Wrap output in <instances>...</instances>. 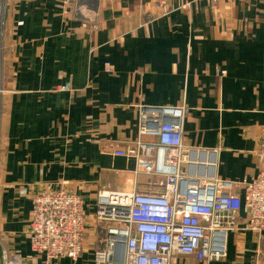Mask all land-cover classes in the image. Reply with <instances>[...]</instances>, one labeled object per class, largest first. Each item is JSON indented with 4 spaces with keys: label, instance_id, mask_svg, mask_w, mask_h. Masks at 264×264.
<instances>
[{
    "label": "crops",
    "instance_id": "1",
    "mask_svg": "<svg viewBox=\"0 0 264 264\" xmlns=\"http://www.w3.org/2000/svg\"><path fill=\"white\" fill-rule=\"evenodd\" d=\"M82 2L99 7L98 29L68 15L67 0H0V264L4 251L44 264L31 247L34 198L60 188L84 199L86 233L77 260L52 264H95L109 227L95 218L98 192L156 180L112 154V143L154 141L140 137L141 106L188 107L184 142L216 149L220 178L251 181L263 167L264 0ZM239 227L224 260L173 264H264V230Z\"/></svg>",
    "mask_w": 264,
    "mask_h": 264
},
{
    "label": "built area",
    "instance_id": "2",
    "mask_svg": "<svg viewBox=\"0 0 264 264\" xmlns=\"http://www.w3.org/2000/svg\"><path fill=\"white\" fill-rule=\"evenodd\" d=\"M82 1L75 0L72 5L73 1L67 0L72 9L66 13L94 31L99 28V7ZM114 70L106 63V72ZM188 110L183 104L141 106L140 137L154 141L140 138L125 146H112L113 155L135 159L138 171L156 180L142 190L98 192L95 218L109 227L95 249V264H173L177 255L200 261L224 260L229 235L240 228L242 219V229L264 230V143L259 147L263 167L255 179H222L216 174V149L184 142ZM238 188H243V195ZM84 205L82 196L65 189L35 196L29 233L33 251L47 256L44 264L80 257L85 238ZM3 264H23V260L4 251Z\"/></svg>",
    "mask_w": 264,
    "mask_h": 264
},
{
    "label": "rangeland",
    "instance_id": "3",
    "mask_svg": "<svg viewBox=\"0 0 264 264\" xmlns=\"http://www.w3.org/2000/svg\"><path fill=\"white\" fill-rule=\"evenodd\" d=\"M116 145H120V144H118V143H112V146H116ZM120 146H125V145H120ZM147 176H150V175H147ZM60 189H65V188H60ZM52 190H54V189H52ZM66 191H69V190H67V189H65ZM136 190H138V189H136ZM140 190V189H139ZM45 191H51V190H45ZM101 191V190H100ZM86 233V232H85Z\"/></svg>",
    "mask_w": 264,
    "mask_h": 264
}]
</instances>
